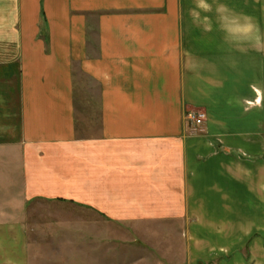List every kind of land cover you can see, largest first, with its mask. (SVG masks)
<instances>
[{
    "label": "crops",
    "instance_id": "1",
    "mask_svg": "<svg viewBox=\"0 0 264 264\" xmlns=\"http://www.w3.org/2000/svg\"><path fill=\"white\" fill-rule=\"evenodd\" d=\"M200 2L0 0V148H19L27 198L81 214L48 223L47 249L0 220V264L103 260L119 241L105 229L221 228L255 166L264 233V48L223 30L239 17L264 33V0Z\"/></svg>",
    "mask_w": 264,
    "mask_h": 264
},
{
    "label": "rangeland",
    "instance_id": "2",
    "mask_svg": "<svg viewBox=\"0 0 264 264\" xmlns=\"http://www.w3.org/2000/svg\"><path fill=\"white\" fill-rule=\"evenodd\" d=\"M75 106L80 122L81 102L77 101ZM0 156L7 159V168L0 170L7 178L0 180V220H24L30 227L34 225L33 230H29L30 238H37L47 249L48 223L79 216V210L75 208L73 212L68 202L58 199L27 198L23 193L19 148H0ZM250 173L255 175L252 177ZM260 173L261 168L256 166L245 173L248 178L243 179V195L246 194L243 204L238 197H232L231 211L214 218L215 224H222L221 228L105 229V237L112 232L118 234V243L114 244V249L105 251L103 260L96 261L101 255L89 254L87 264H101L103 261L104 264H264V243L258 244V238L264 234L262 207L256 197L255 181L256 174ZM59 229L50 230L63 236V230ZM88 232L89 235L92 233ZM35 257L34 252L32 264H48L47 260L36 261Z\"/></svg>",
    "mask_w": 264,
    "mask_h": 264
},
{
    "label": "clouds",
    "instance_id": "3",
    "mask_svg": "<svg viewBox=\"0 0 264 264\" xmlns=\"http://www.w3.org/2000/svg\"><path fill=\"white\" fill-rule=\"evenodd\" d=\"M198 8L204 13L212 11V5L209 3V0H201L198 3ZM215 10L220 16L221 24L223 25L228 13L226 5L217 2ZM231 19L233 27H224L223 30L233 43L238 45L251 43L257 48H264V33L260 31L259 27L250 18L241 19L239 17H232Z\"/></svg>",
    "mask_w": 264,
    "mask_h": 264
},
{
    "label": "built area",
    "instance_id": "4",
    "mask_svg": "<svg viewBox=\"0 0 264 264\" xmlns=\"http://www.w3.org/2000/svg\"><path fill=\"white\" fill-rule=\"evenodd\" d=\"M188 120V125L193 129L197 130L201 127L203 120L205 119V114L200 111H188L185 114Z\"/></svg>",
    "mask_w": 264,
    "mask_h": 264
}]
</instances>
